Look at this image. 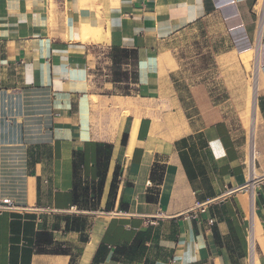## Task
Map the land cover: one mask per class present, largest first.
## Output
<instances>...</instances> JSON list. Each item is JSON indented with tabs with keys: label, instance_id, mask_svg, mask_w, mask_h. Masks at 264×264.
<instances>
[{
	"label": "crops",
	"instance_id": "obj_1",
	"mask_svg": "<svg viewBox=\"0 0 264 264\" xmlns=\"http://www.w3.org/2000/svg\"><path fill=\"white\" fill-rule=\"evenodd\" d=\"M262 4L0 0V197L18 208L0 212V264H264V182L224 195L253 158L264 174ZM201 21L225 56L255 51L252 136L209 82L175 72L165 44ZM114 47L138 51L117 81Z\"/></svg>",
	"mask_w": 264,
	"mask_h": 264
},
{
	"label": "rangeland",
	"instance_id": "obj_2",
	"mask_svg": "<svg viewBox=\"0 0 264 264\" xmlns=\"http://www.w3.org/2000/svg\"><path fill=\"white\" fill-rule=\"evenodd\" d=\"M164 47L169 51L178 78L188 82H209L216 100H228L225 107L235 130L241 137L248 134L252 136V107L259 72L256 61L245 65L242 56H225L229 46L221 28L205 21L182 30ZM245 62L251 63L248 56ZM131 73V77L135 78L136 72L132 70ZM124 75L129 76L123 73L122 76ZM117 91L122 94L129 93L126 84L121 85ZM128 111V108L123 110L124 113Z\"/></svg>",
	"mask_w": 264,
	"mask_h": 264
},
{
	"label": "built area",
	"instance_id": "obj_3",
	"mask_svg": "<svg viewBox=\"0 0 264 264\" xmlns=\"http://www.w3.org/2000/svg\"><path fill=\"white\" fill-rule=\"evenodd\" d=\"M263 36H264V30H263ZM254 155V153H253ZM264 182V174H257L256 173V167H255V163H254V158H253V162L251 163L250 167H249V173H248V179L244 184L238 185L237 187L233 188V189H229L227 192H225V196L236 193V192H241V191H249L252 194L255 192L256 187L261 185ZM222 196H219L217 198H211V199H207L205 201H197L195 203L194 206H192L186 213L187 216L192 217L197 219L199 217L200 212H204L206 211V209L216 203L217 201H219ZM18 209L17 206L14 204V202L11 200L10 197H0V212L1 211H14ZM25 209V208H24ZM32 209V208H31ZM79 210L77 208L76 205L71 206L69 209H66V211L69 210ZM209 222L211 224H213V219H210ZM249 233H250V239L252 241V239L254 240V234H253V230L252 227L249 226ZM252 253V252H251Z\"/></svg>",
	"mask_w": 264,
	"mask_h": 264
},
{
	"label": "trees",
	"instance_id": "obj_4",
	"mask_svg": "<svg viewBox=\"0 0 264 264\" xmlns=\"http://www.w3.org/2000/svg\"><path fill=\"white\" fill-rule=\"evenodd\" d=\"M131 57L133 59H137L138 58L137 49L123 48V47H114L113 48V50H112V59H113V64H114V68H115V70H114V79H115V81H117V80L122 78V74H123L122 64L125 63V61L128 58H131ZM100 187H101V185H100ZM42 234L43 233H40V235H42Z\"/></svg>",
	"mask_w": 264,
	"mask_h": 264
},
{
	"label": "bare ground",
	"instance_id": "obj_5",
	"mask_svg": "<svg viewBox=\"0 0 264 264\" xmlns=\"http://www.w3.org/2000/svg\"><path fill=\"white\" fill-rule=\"evenodd\" d=\"M263 12H264V0H263V4H262V15H261V20H260V26H262V21H263ZM96 35H97V31H95V30H88V29H86V31H84V32H82V37H83V39H88L89 37H96ZM264 38V37H263ZM258 47H259V42H258ZM251 57V62H253V61H255V60H257V57H256V55H255V51L254 50H252V52H251V55H250ZM257 62V61H256ZM255 98H254V101H253V107H252V110H253V113H255L256 111V96H257V88H256V86H255ZM249 121V120H248ZM254 121V125H255V120H253ZM257 173V172H256Z\"/></svg>",
	"mask_w": 264,
	"mask_h": 264
}]
</instances>
